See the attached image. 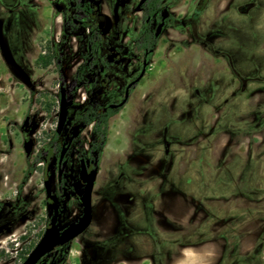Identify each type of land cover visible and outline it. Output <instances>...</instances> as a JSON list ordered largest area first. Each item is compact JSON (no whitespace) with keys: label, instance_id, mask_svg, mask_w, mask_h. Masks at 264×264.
I'll use <instances>...</instances> for the list:
<instances>
[{"label":"rangeland","instance_id":"rangeland-1","mask_svg":"<svg viewBox=\"0 0 264 264\" xmlns=\"http://www.w3.org/2000/svg\"><path fill=\"white\" fill-rule=\"evenodd\" d=\"M33 1L20 18L29 85L0 59V264H21L48 225L46 164L37 155L62 142L64 134L55 136L59 81L63 70L70 78L77 56L74 37L54 39L62 37L56 0ZM118 1L102 0V11L112 14ZM133 2L126 33L139 23ZM165 6L179 22L158 39L129 102L109 119L106 141L101 144L93 125L85 128L69 151L66 173L77 182L79 155L98 158V209L155 198L178 203L184 224L167 215L159 221L183 236L185 264H264V0H167ZM12 32L8 41L21 50L22 36ZM135 57L139 71L141 57ZM26 113H38L40 121L29 156L19 130ZM92 143H100L93 152ZM80 214L72 198L59 221L66 225ZM90 228L39 264H132L134 245L152 252L161 246L169 256L176 249L172 234L155 244L133 228L132 241L104 243Z\"/></svg>","mask_w":264,"mask_h":264},{"label":"flooded vegetation","instance_id":"flooded-vegetation-1","mask_svg":"<svg viewBox=\"0 0 264 264\" xmlns=\"http://www.w3.org/2000/svg\"><path fill=\"white\" fill-rule=\"evenodd\" d=\"M8 1L10 2L9 5L13 7L12 9L8 6ZM132 1H134L132 5L133 13L140 14V18L136 28L132 29V31L129 30L126 33L125 23L128 24V20H125L124 18L126 17L128 19L130 17L127 9L131 0H124V3H120L119 0L115 9L112 10V14L102 11V0H56V9L61 14L59 33L62 37L59 40H57V38L54 39L56 42L61 44L62 42L65 43L66 38L74 37L76 41L74 50L76 51L77 56L75 57V65L70 78L66 71H61L62 80L59 81V91L57 93V124L59 120L62 97H64L65 101H70V105L67 107L68 114L62 131L57 133L55 129V136L64 134V137L60 145L52 147L46 154H38L37 159L40 157L39 160H42L44 164H46L43 172L45 177L44 181L51 176L52 197H48L44 184L46 202L52 209L51 213L54 207H58L59 216L62 211V206L72 198L78 199L79 206L81 208L80 196L83 189V183L79 177L81 159H84L88 171L95 167L97 168L92 191L93 214V208L96 203L95 192L99 173L98 158L93 159L87 155V153H81L79 155L77 182L71 180L69 175L66 173V168L70 161L69 151L72 144L78 137L81 136L82 131L90 125L94 126V129L102 138L103 141L101 144L106 141L107 124L109 119L129 102L136 84L144 77L149 65L151 64V57L158 39L166 31V28L169 25H175L179 22V19L166 8L165 2L167 0H144L141 4V0ZM33 2V0H0L4 10L0 15V36L7 46V50L5 52L0 46V59L3 64L7 66L9 71L12 73L15 72L18 76H20L27 86L29 85V75L23 68L25 54L22 50V42L24 41L23 34L24 32H27V30L20 25V18L24 14L30 13L28 12V8L30 7V3L32 4ZM95 6L99 7L100 13L98 15H94L90 12V10ZM20 7H26L27 11L24 12L16 9ZM248 7V4L240 6L242 11H247ZM197 13L199 14V12ZM32 14L37 13L34 12ZM70 19L72 22H70ZM89 19L94 20L95 25L89 24ZM117 22L119 23V27L117 28V31H114V26ZM120 26H122V28H120ZM14 31L16 35L18 34L22 36V40L20 42L22 43L20 44L21 50L18 48L19 44L15 45L13 49L11 47V42L8 41V34L11 32L14 33ZM131 32L132 36L130 34ZM54 46L61 48V45ZM135 55L141 57V68L139 71H137L135 66L138 62ZM62 56H64V54H62ZM71 109H74L75 115L73 116H71ZM92 111L96 113V116L92 120L85 121L83 117H80V115ZM109 111H112V113L107 116L106 122L102 123V129H105V137L103 138L102 134L97 129V125L100 117H103ZM27 117L28 120H26ZM33 118L34 122L37 124V128L31 134H28ZM39 126L40 121L38 119V113H26L23 117L22 123L19 125V130L22 134V146L26 156H29L32 150L29 155L26 154L25 141L29 138L32 139L33 133L39 128ZM70 138H72V140L69 143ZM162 139L163 145L167 147L164 148V151L167 152L169 140L167 137H163ZM64 144L69 146L61 160L60 153ZM33 145L34 142L32 144V148ZM99 145L100 143H92V146L90 147L91 151L93 152V150H97ZM58 150L59 152L57 153ZM56 155H58L57 189H55V182L52 175L55 167ZM65 160L67 162L63 165ZM76 187L79 189L81 188L80 194L76 192ZM2 207L3 203L0 202V211ZM58 222L60 223L59 218ZM89 227L90 225L84 232L88 231ZM148 231L143 235L145 237L148 236L151 239V235ZM179 237L182 239L183 236L178 235V243ZM154 242L155 244L161 243L160 240ZM172 244H175L176 246V240L172 241ZM168 253L169 252H164L161 249V246L157 245L155 251L153 252L151 250L140 249L135 245L132 247V258H143L149 256L153 258L155 264H166V255H168Z\"/></svg>","mask_w":264,"mask_h":264},{"label":"crops","instance_id":"crops-1","mask_svg":"<svg viewBox=\"0 0 264 264\" xmlns=\"http://www.w3.org/2000/svg\"><path fill=\"white\" fill-rule=\"evenodd\" d=\"M152 193L154 195L157 194L155 191ZM119 194L120 192L117 193L118 197ZM180 210L181 206L179 207L178 203L158 198L149 203L140 201L126 203L120 201L116 204L106 205L102 209H98L94 205L93 220L90 224L92 238L104 243L115 241L130 242L132 241V236L128 233L133 228L144 229L146 232L149 230L148 233H150L151 239H154V241H162L164 233L172 234V241L176 240V249L172 253L173 256L166 255V264H185L184 244L183 242L180 245L178 243V230L169 233L168 229L163 227L159 221L161 216L167 215L177 222L180 220L181 224H184V214ZM97 229L101 230V233L93 234ZM172 246L174 247L175 244H172ZM132 259L134 261L132 264H143V261H138L139 259H149V262L145 264H155L153 258L149 256Z\"/></svg>","mask_w":264,"mask_h":264},{"label":"water","instance_id":"water-1","mask_svg":"<svg viewBox=\"0 0 264 264\" xmlns=\"http://www.w3.org/2000/svg\"><path fill=\"white\" fill-rule=\"evenodd\" d=\"M144 0L140 1L143 2ZM159 32V28H158ZM0 46L2 50L5 52L7 50L6 43L0 36ZM143 74V72H142ZM70 105V101H65L64 97H62V102L60 105L59 111V120L57 124L56 131L60 133L66 121V117L68 114L67 107ZM28 120V117L26 118ZM37 128L36 122L31 124V128L28 130V134H31ZM72 138L69 139V143L71 142ZM33 141L31 138L25 141V150L26 154L29 155L32 150ZM69 145H63L62 150L60 153V159L62 160L67 148ZM66 160L63 162V165L66 164ZM97 168H93L90 171L87 170V166L85 164L84 159H81V167L79 172V177L81 182L83 183V189L80 196V205L82 208L81 215L68 225L64 226L58 222L59 218V210L58 207H54L50 219L49 225L44 230L39 241L35 244L32 250L28 253L27 257L21 264H39V262L47 256L50 252H52L56 247L63 246L82 232L90 225L92 221V191L94 187V182L96 178ZM47 195L48 197H52L51 195V176H49L44 181Z\"/></svg>","mask_w":264,"mask_h":264},{"label":"trees","instance_id":"trees-1","mask_svg":"<svg viewBox=\"0 0 264 264\" xmlns=\"http://www.w3.org/2000/svg\"><path fill=\"white\" fill-rule=\"evenodd\" d=\"M90 12L94 15H98L100 13V10H99V7L98 6H95L93 7ZM70 22H72V20L70 19ZM88 23L89 24H94L95 25V22L94 20L92 19H89L88 20ZM112 113V111H109L107 114H105L103 117H100V120H99V123L97 125V129L98 131L102 134V137L104 138L105 137V129H102V123L106 122V119H107V116L110 115ZM96 116V113L94 111L92 112H88V113H85L83 115H80V117H83L85 121H90L92 120L94 117ZM40 157H38L39 159ZM40 263V262H39Z\"/></svg>","mask_w":264,"mask_h":264}]
</instances>
